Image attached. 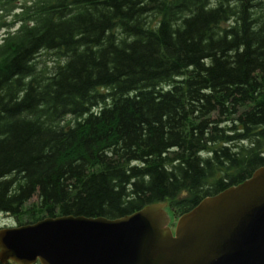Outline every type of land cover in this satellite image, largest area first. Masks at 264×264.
<instances>
[{
  "label": "trees",
  "instance_id": "trees-1",
  "mask_svg": "<svg viewBox=\"0 0 264 264\" xmlns=\"http://www.w3.org/2000/svg\"><path fill=\"white\" fill-rule=\"evenodd\" d=\"M0 19V215L179 217L264 167V0H0Z\"/></svg>",
  "mask_w": 264,
  "mask_h": 264
},
{
  "label": "water",
  "instance_id": "water-1",
  "mask_svg": "<svg viewBox=\"0 0 264 264\" xmlns=\"http://www.w3.org/2000/svg\"><path fill=\"white\" fill-rule=\"evenodd\" d=\"M264 264V167L202 199L172 231L165 203L118 219L46 217L0 228V263Z\"/></svg>",
  "mask_w": 264,
  "mask_h": 264
},
{
  "label": "rangeland",
  "instance_id": "rangeland-1",
  "mask_svg": "<svg viewBox=\"0 0 264 264\" xmlns=\"http://www.w3.org/2000/svg\"><path fill=\"white\" fill-rule=\"evenodd\" d=\"M3 21V19H0V23ZM9 21V20H8ZM5 33V30L0 29V39L2 38L3 34ZM59 59V57H57L56 55H54L51 52H47V53H42L39 56V65L42 66V68L45 67V70L47 72H49V70H51L52 64H54L55 62H57ZM37 203V197H32L27 203H26V207L31 206V205H36ZM165 203V208L168 210L169 212V216H170V227L173 231L175 225H176V221H177V216L172 214L170 208H169V202H163V204ZM162 204V203H160ZM27 217L22 216V217H12V216H8V215H0V228H9V227H18L21 225H25L26 221H27ZM22 223V224H20ZM28 224V223H27ZM7 264H15L14 262H10Z\"/></svg>",
  "mask_w": 264,
  "mask_h": 264
},
{
  "label": "bare ground",
  "instance_id": "bare-ground-1",
  "mask_svg": "<svg viewBox=\"0 0 264 264\" xmlns=\"http://www.w3.org/2000/svg\"><path fill=\"white\" fill-rule=\"evenodd\" d=\"M139 211V210H138ZM37 222V221H36ZM35 223V222H34ZM28 224H32V223H28ZM15 228V227H14ZM11 262V261H10ZM10 262H8V263H10ZM1 264V263H0Z\"/></svg>",
  "mask_w": 264,
  "mask_h": 264
}]
</instances>
